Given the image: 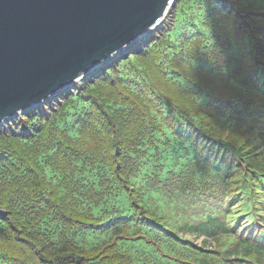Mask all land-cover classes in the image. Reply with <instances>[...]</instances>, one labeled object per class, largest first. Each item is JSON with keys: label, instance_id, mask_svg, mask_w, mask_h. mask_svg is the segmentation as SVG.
Returning a JSON list of instances; mask_svg holds the SVG:
<instances>
[{"label": "trees", "instance_id": "trees-1", "mask_svg": "<svg viewBox=\"0 0 264 264\" xmlns=\"http://www.w3.org/2000/svg\"><path fill=\"white\" fill-rule=\"evenodd\" d=\"M262 228L264 0H173L0 125V264H264Z\"/></svg>", "mask_w": 264, "mask_h": 264}, {"label": "water", "instance_id": "water-1", "mask_svg": "<svg viewBox=\"0 0 264 264\" xmlns=\"http://www.w3.org/2000/svg\"><path fill=\"white\" fill-rule=\"evenodd\" d=\"M173 0H0V125L144 35Z\"/></svg>", "mask_w": 264, "mask_h": 264}, {"label": "rangeland", "instance_id": "rangeland-1", "mask_svg": "<svg viewBox=\"0 0 264 264\" xmlns=\"http://www.w3.org/2000/svg\"><path fill=\"white\" fill-rule=\"evenodd\" d=\"M197 16L201 17L202 16V13L200 12H196ZM183 17L184 19H189L187 14H183ZM189 25L188 24H184V28H187ZM249 218V217H248ZM240 219V216H237V219L236 220H239ZM244 218L241 219V221H243ZM236 221H234L233 223H235ZM247 222H252V219L249 218V221ZM261 235L263 236L264 235V228L261 229ZM202 239V237H198L196 239H194L193 243L194 244H199L200 240Z\"/></svg>", "mask_w": 264, "mask_h": 264}, {"label": "clouds", "instance_id": "clouds-1", "mask_svg": "<svg viewBox=\"0 0 264 264\" xmlns=\"http://www.w3.org/2000/svg\"><path fill=\"white\" fill-rule=\"evenodd\" d=\"M173 2V1H172ZM169 8V7H168ZM168 10V9H167Z\"/></svg>", "mask_w": 264, "mask_h": 264}]
</instances>
